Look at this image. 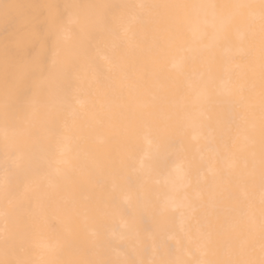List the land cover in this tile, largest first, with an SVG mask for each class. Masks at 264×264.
Instances as JSON below:
<instances>
[{
    "label": "bare ground",
    "instance_id": "1",
    "mask_svg": "<svg viewBox=\"0 0 264 264\" xmlns=\"http://www.w3.org/2000/svg\"><path fill=\"white\" fill-rule=\"evenodd\" d=\"M0 264H264V0H0Z\"/></svg>",
    "mask_w": 264,
    "mask_h": 264
}]
</instances>
